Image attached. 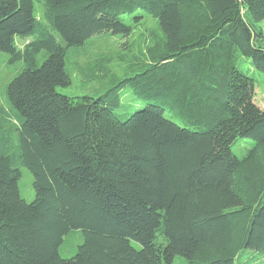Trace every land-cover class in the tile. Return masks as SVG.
Instances as JSON below:
<instances>
[{
  "label": "trees",
  "instance_id": "1",
  "mask_svg": "<svg viewBox=\"0 0 264 264\" xmlns=\"http://www.w3.org/2000/svg\"><path fill=\"white\" fill-rule=\"evenodd\" d=\"M147 18L161 34L148 57L95 63L91 93L58 90L69 49ZM262 23L264 0H0V53L24 62L0 112V264L260 260L264 107L238 60L264 75ZM71 229L83 240L62 257Z\"/></svg>",
  "mask_w": 264,
  "mask_h": 264
},
{
  "label": "rangeland",
  "instance_id": "2",
  "mask_svg": "<svg viewBox=\"0 0 264 264\" xmlns=\"http://www.w3.org/2000/svg\"><path fill=\"white\" fill-rule=\"evenodd\" d=\"M36 7L38 4L36 3ZM40 11H38L39 13ZM264 35V23H262ZM29 39L16 38V42L23 47ZM161 41V34L154 19L147 20L138 26L130 37L97 33L87 39L85 44L77 49L68 51V69L71 73V83L58 90L64 94L76 95L93 92L96 86V80L88 76L89 68L96 66L95 63L104 61L108 72H119L128 64L134 63L139 58L148 57L149 49H157ZM146 52V53H144ZM0 112H8V103L6 100L5 87L8 82L24 66L22 60L14 63H7L6 53H0ZM240 68L249 70V73L255 78L253 91V100L264 107V75L262 72L252 66L243 57L239 58ZM19 191L20 195L27 201L34 197L32 186V174L24 167H20ZM83 237L79 229H71L63 236V241L59 245V253L62 257H69L82 242ZM135 244V243H134ZM138 246V244H135ZM173 264H183L182 257L176 255ZM247 264H264V256L260 260Z\"/></svg>",
  "mask_w": 264,
  "mask_h": 264
}]
</instances>
